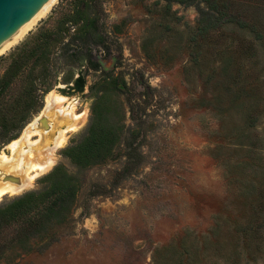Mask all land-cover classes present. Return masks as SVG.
I'll return each mask as SVG.
<instances>
[{"label":"rangeland","instance_id":"1","mask_svg":"<svg viewBox=\"0 0 264 264\" xmlns=\"http://www.w3.org/2000/svg\"><path fill=\"white\" fill-rule=\"evenodd\" d=\"M221 4L202 32L205 0H57L0 53L1 75L33 47L26 63L50 86L17 137L48 94L66 118L53 165L0 203L59 163L77 177L61 214L18 241L0 234V264H264V0ZM99 94L115 135L78 167L62 150Z\"/></svg>","mask_w":264,"mask_h":264},{"label":"trees","instance_id":"2","mask_svg":"<svg viewBox=\"0 0 264 264\" xmlns=\"http://www.w3.org/2000/svg\"><path fill=\"white\" fill-rule=\"evenodd\" d=\"M165 1L192 4L195 0ZM225 1L205 0L212 11L200 10L202 32L208 27L215 26L220 20L216 12L220 14L221 11L217 8L220 2L224 7ZM32 49L34 48L23 52L19 58L11 57V61L0 75V147L17 137L33 113L40 109L42 97L50 89L47 83L41 85L35 83L36 75L35 77L32 75L35 67L26 63L25 58L27 54L32 53ZM83 83V78L79 74L74 79L76 90H81ZM101 97V94L96 95L91 104V114L84 134L62 150L63 155L78 167L92 162L96 155L110 145L115 135L113 127L115 123L99 116ZM130 146L133 147L131 141L125 146L126 152V148ZM57 176H61L60 181L54 182L53 179ZM41 179L45 181L44 187L25 191L0 203V234L10 227L16 228L12 240L18 241L28 232L42 228L52 215L61 214L69 203H73L77 177L68 173L63 164L55 165ZM3 250L0 248V255Z\"/></svg>","mask_w":264,"mask_h":264},{"label":"bare ground","instance_id":"3","mask_svg":"<svg viewBox=\"0 0 264 264\" xmlns=\"http://www.w3.org/2000/svg\"><path fill=\"white\" fill-rule=\"evenodd\" d=\"M56 1H45L29 20L5 38L0 43V53L20 40L39 19L48 13ZM63 99V96H59L52 100L48 94L45 98V106L41 111L44 116L41 117L40 123L33 124L38 116L35 117L17 138L7 144L8 153H0V199L5 194H17L30 187L37 175L46 172L53 165L54 151L66 140L64 134L59 135L55 130L61 123L66 122V118L57 119L56 116L61 114L62 109L55 108L52 104H57ZM79 116L80 114H75L74 118ZM76 128L75 124L68 126L70 130Z\"/></svg>","mask_w":264,"mask_h":264},{"label":"water","instance_id":"4","mask_svg":"<svg viewBox=\"0 0 264 264\" xmlns=\"http://www.w3.org/2000/svg\"><path fill=\"white\" fill-rule=\"evenodd\" d=\"M47 0H0V43L29 20Z\"/></svg>","mask_w":264,"mask_h":264}]
</instances>
